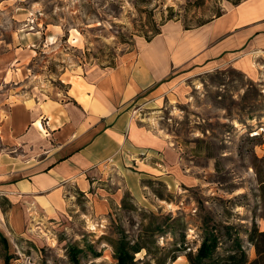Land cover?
Returning <instances> with one entry per match:
<instances>
[{
  "label": "rangeland",
  "instance_id": "rangeland-1",
  "mask_svg": "<svg viewBox=\"0 0 264 264\" xmlns=\"http://www.w3.org/2000/svg\"><path fill=\"white\" fill-rule=\"evenodd\" d=\"M240 1L0 0V188L20 177L7 180V167L15 171L26 159L36 164L42 157L50 142L44 139L47 130L36 126L44 116L53 117L57 105H77L71 98L91 100L86 82L97 83L127 61L140 39L167 21L194 28ZM165 83L147 107L132 103L129 109L139 126L179 151L183 169L198 184L170 189L150 179L155 181L146 185L150 202L141 205L120 171L133 167L125 155L120 170L108 159L89 172L91 186L85 190L72 185L64 192V209L50 215L36 198L11 203L7 192L1 193L0 264H76L72 246L83 249L77 264H117L110 241L137 238L142 222L151 220L144 212L166 224L167 217L184 224L163 237L157 234L160 246L183 233L196 252L214 232L215 256L236 249L237 240L250 260L257 256L248 232L254 224L264 225V68L252 79L227 64L188 65ZM94 252L102 255L96 258Z\"/></svg>",
  "mask_w": 264,
  "mask_h": 264
},
{
  "label": "crops",
  "instance_id": "crops-1",
  "mask_svg": "<svg viewBox=\"0 0 264 264\" xmlns=\"http://www.w3.org/2000/svg\"><path fill=\"white\" fill-rule=\"evenodd\" d=\"M137 45L127 61L104 72L97 83L86 82L91 100L71 98L77 104L73 108L57 105L52 108L53 117L44 116V139L49 145H44L36 164L26 159L18 170L7 167V180L16 173L20 177L4 181L0 195L7 192L11 203L36 198L40 210L50 215L64 209V192L72 185L85 190L91 186L89 172L108 159L115 160L120 170L125 155L133 167L120 171L141 205L150 202L143 180L158 178L170 189L198 184L197 178L183 169L179 151L165 138L139 126L129 108L132 103L147 107L166 87L165 80L188 65L213 68L227 64L252 79L262 75L264 0L229 4L222 15L194 28L167 21L161 33L150 41L140 39ZM15 191L20 196L14 200L11 193ZM4 214L0 207V223ZM262 225L259 228L264 230ZM172 264L190 262L182 254Z\"/></svg>",
  "mask_w": 264,
  "mask_h": 264
},
{
  "label": "trees",
  "instance_id": "trees-1",
  "mask_svg": "<svg viewBox=\"0 0 264 264\" xmlns=\"http://www.w3.org/2000/svg\"><path fill=\"white\" fill-rule=\"evenodd\" d=\"M220 15H222V13H218L216 17ZM208 21L202 22L199 25L205 24ZM159 33H161V29H157L147 40H152ZM114 66H116V64ZM142 182L149 186V182L155 181L143 180ZM158 196L161 199H165V197L160 194ZM126 200L127 199L124 197L122 200L123 205H126ZM135 205L133 209L137 208ZM146 217H151V220L147 224L146 222H142V228L139 230L137 238L131 240L122 237L110 241L114 249V256L117 259V264H172L182 254L186 255L190 264H264V230L258 228L256 224H254L252 230L248 232L249 243L254 247L257 255L254 259L250 260L248 253L238 240L236 241V249L228 251L227 254L215 256L219 240L214 232L207 233L204 236L196 252L188 248L183 233L179 234V240L165 246H160L158 244L159 239L155 238L157 234L163 237L169 232V229L170 232H175L179 230V228L182 229L181 226L184 224L181 222L180 218L172 217H167L169 223L166 224V222L160 220L161 216L151 212H144L143 218ZM82 250V248L77 246H72L70 249L72 260L76 264L79 263L78 255ZM142 252H145L144 257L138 258L137 254ZM94 255L98 258L102 254L94 252Z\"/></svg>",
  "mask_w": 264,
  "mask_h": 264
},
{
  "label": "bare ground",
  "instance_id": "bare-ground-1",
  "mask_svg": "<svg viewBox=\"0 0 264 264\" xmlns=\"http://www.w3.org/2000/svg\"><path fill=\"white\" fill-rule=\"evenodd\" d=\"M39 127H40L41 129H43V130H44V126H43V124H42V123H40V122H39ZM92 227H95V225H94V224H92ZM47 239H49V237H48Z\"/></svg>",
  "mask_w": 264,
  "mask_h": 264
}]
</instances>
